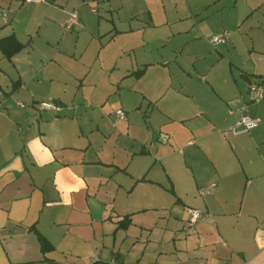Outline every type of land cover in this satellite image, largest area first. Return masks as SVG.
<instances>
[{
    "label": "crops",
    "instance_id": "obj_1",
    "mask_svg": "<svg viewBox=\"0 0 264 264\" xmlns=\"http://www.w3.org/2000/svg\"><path fill=\"white\" fill-rule=\"evenodd\" d=\"M91 1L114 0L82 3ZM56 5L0 0L13 13L0 14V39L24 44L11 57L0 48V264H264V97L251 88L264 94V72L237 64L239 79L225 86L209 72L210 103L161 106L149 120L138 118L141 100L117 122L101 106L69 116L58 79L22 67L33 65L22 58L29 15L59 10L67 29L77 12ZM142 69L127 75L141 79ZM51 99L62 110L39 108ZM244 115L257 125L232 132ZM189 208L202 212L195 223Z\"/></svg>",
    "mask_w": 264,
    "mask_h": 264
},
{
    "label": "rangeland",
    "instance_id": "obj_2",
    "mask_svg": "<svg viewBox=\"0 0 264 264\" xmlns=\"http://www.w3.org/2000/svg\"><path fill=\"white\" fill-rule=\"evenodd\" d=\"M59 2V9L77 10L79 22L65 29L64 17H53L59 10L49 11L51 17L41 9L29 15L32 41L22 58L33 65L24 60L22 67L58 79L53 87L64 91L69 116L101 106L117 122L119 109L127 114L141 100L138 118L149 120L150 111L161 106L210 103L215 93L209 72L216 86H225L229 75L239 79L237 64H257L255 70L264 72V0ZM199 28L204 37L194 38ZM225 30L227 45L210 42ZM144 67L149 69L141 79L127 75ZM152 119L165 118L155 112Z\"/></svg>",
    "mask_w": 264,
    "mask_h": 264
},
{
    "label": "built area",
    "instance_id": "obj_3",
    "mask_svg": "<svg viewBox=\"0 0 264 264\" xmlns=\"http://www.w3.org/2000/svg\"><path fill=\"white\" fill-rule=\"evenodd\" d=\"M27 1H37V0H27ZM78 19V14L77 12H73L71 17L69 18V20L66 23V27L67 29H71L74 27V25L76 24ZM227 41L225 36L216 34L213 35L211 38V42L214 45H218L220 43H225ZM252 90H256L259 92V98H263L264 94H263V89L259 86V85H252ZM1 94V92H0ZM21 105H23V103H21ZM38 106L41 110H54V111H60L62 110V105L54 99L51 100H42L38 102ZM117 116L121 119H124L126 117V112L123 109H119L117 111ZM258 123V119L256 118H252L248 115H244L241 117L239 124L242 125L241 128H233L232 132L234 133H240V132H245L248 131L249 129H251L252 127L256 126ZM189 214H190V222L191 223H195L201 216L202 212L199 209H195V208H189L188 209Z\"/></svg>",
    "mask_w": 264,
    "mask_h": 264
},
{
    "label": "trees",
    "instance_id": "obj_4",
    "mask_svg": "<svg viewBox=\"0 0 264 264\" xmlns=\"http://www.w3.org/2000/svg\"><path fill=\"white\" fill-rule=\"evenodd\" d=\"M23 46L24 44L20 42L14 35H10L0 39V48L7 57L13 56V54L20 51L23 48ZM142 71L143 69L140 70V72ZM41 243H42V250L45 252L49 251L53 247L50 244V242L46 240L44 237H41ZM21 264H44V262L39 261V262H29V263H21ZM47 264H53V262H49Z\"/></svg>",
    "mask_w": 264,
    "mask_h": 264
},
{
    "label": "water",
    "instance_id": "obj_5",
    "mask_svg": "<svg viewBox=\"0 0 264 264\" xmlns=\"http://www.w3.org/2000/svg\"><path fill=\"white\" fill-rule=\"evenodd\" d=\"M0 14L5 18L7 22L11 21V18L13 17V13L6 11L2 8H0Z\"/></svg>",
    "mask_w": 264,
    "mask_h": 264
}]
</instances>
